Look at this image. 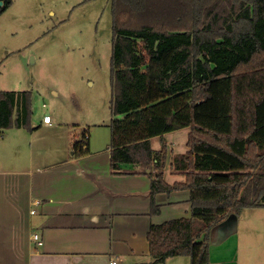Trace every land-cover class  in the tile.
Returning <instances> with one entry per match:
<instances>
[{"label": "trees", "instance_id": "1", "mask_svg": "<svg viewBox=\"0 0 264 264\" xmlns=\"http://www.w3.org/2000/svg\"><path fill=\"white\" fill-rule=\"evenodd\" d=\"M0 16L13 0H0ZM111 162L133 163L156 195L188 189L192 215L153 224L154 264L189 256L211 264V231L230 215L264 207V0H110ZM31 91H0V135L33 131ZM190 127L187 153L164 179L168 148L151 138ZM79 155L88 141L77 142Z\"/></svg>", "mask_w": 264, "mask_h": 264}, {"label": "crops", "instance_id": "2", "mask_svg": "<svg viewBox=\"0 0 264 264\" xmlns=\"http://www.w3.org/2000/svg\"><path fill=\"white\" fill-rule=\"evenodd\" d=\"M42 124L53 126V117L51 123L42 118L37 127ZM24 129L10 128L14 132L9 136L24 141L25 157L11 155L14 138L5 131L0 135V264H152L151 226L192 215L188 189L158 193L161 209L153 214L150 175L133 163H120L114 170L111 143L92 146L89 137L87 153L79 155L75 146L81 140L52 129L57 157L49 160L34 152L35 131L24 135ZM189 133L190 127H184L151 138L155 150L167 144L163 173L170 185L187 181L172 162L188 152ZM224 227L219 223L211 231V264H239L230 244H224L233 230Z\"/></svg>", "mask_w": 264, "mask_h": 264}, {"label": "rangeland", "instance_id": "3", "mask_svg": "<svg viewBox=\"0 0 264 264\" xmlns=\"http://www.w3.org/2000/svg\"><path fill=\"white\" fill-rule=\"evenodd\" d=\"M111 58L110 0H13L3 12L0 91H31L33 127L45 114L53 117V126L42 124L33 130L37 156L57 157L52 129L73 141L83 140L87 133L92 146L111 143ZM5 132L14 138L11 155L24 156V141L9 136L13 130ZM180 146L183 142L178 141ZM221 223L224 230H233L224 244H230L229 252L236 254L239 264H264V207L244 209ZM190 260L179 256L168 264Z\"/></svg>", "mask_w": 264, "mask_h": 264}, {"label": "built area", "instance_id": "4", "mask_svg": "<svg viewBox=\"0 0 264 264\" xmlns=\"http://www.w3.org/2000/svg\"><path fill=\"white\" fill-rule=\"evenodd\" d=\"M51 119H52V117H51L50 114H45V115L43 116V121H44L45 123H51ZM89 137H90V135L86 133V134H85V139L88 140ZM32 212H34V211H32ZM34 238H35L36 240H38V243H39L40 245L43 244V241H42V239L40 238L39 234H35V235H34ZM111 264H118V261H117V260H112V261H111Z\"/></svg>", "mask_w": 264, "mask_h": 264}, {"label": "water", "instance_id": "5", "mask_svg": "<svg viewBox=\"0 0 264 264\" xmlns=\"http://www.w3.org/2000/svg\"><path fill=\"white\" fill-rule=\"evenodd\" d=\"M1 3V5L3 4V2H0Z\"/></svg>", "mask_w": 264, "mask_h": 264}]
</instances>
